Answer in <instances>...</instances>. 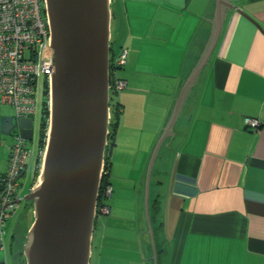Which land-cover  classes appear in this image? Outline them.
Wrapping results in <instances>:
<instances>
[{"label":"crops","instance_id":"0c3cea01","mask_svg":"<svg viewBox=\"0 0 264 264\" xmlns=\"http://www.w3.org/2000/svg\"><path fill=\"white\" fill-rule=\"evenodd\" d=\"M110 2L111 41L116 50H128L127 87L120 95L111 210L94 226L90 264H154L144 208L148 169L134 191L138 205L126 209L115 166L127 160L121 149L141 153L144 143L150 163L204 52L216 0ZM229 2L234 7L149 184V217L151 202L162 206L153 235L157 264H264V0ZM246 118L261 125L251 129ZM35 159L21 176L32 177L30 186L20 183L22 196L38 185ZM28 207L22 222L33 223ZM1 246L0 264H20L13 248Z\"/></svg>","mask_w":264,"mask_h":264},{"label":"water","instance_id":"95a60500","mask_svg":"<svg viewBox=\"0 0 264 264\" xmlns=\"http://www.w3.org/2000/svg\"><path fill=\"white\" fill-rule=\"evenodd\" d=\"M233 7L229 0H216L204 52L178 97L148 166L145 208L154 264L149 184L165 143L170 135L177 134L176 123L213 54L227 11ZM46 12L55 72L50 83L49 131L39 182L18 200L32 201L34 210L24 255L26 264H90L110 124L111 2L46 0ZM17 125L26 140L33 139L32 118L15 122L13 116L0 110L1 134H11Z\"/></svg>","mask_w":264,"mask_h":264},{"label":"built area","instance_id":"2783aa9c","mask_svg":"<svg viewBox=\"0 0 264 264\" xmlns=\"http://www.w3.org/2000/svg\"><path fill=\"white\" fill-rule=\"evenodd\" d=\"M50 43L46 0H0V105L13 107L15 122L21 118H32L37 107L38 87L46 82L50 86L55 72ZM126 58L127 51L124 50L116 59V65L125 64ZM112 65L115 66V60ZM124 86L126 82L123 81L110 82V121L115 90H121ZM245 121L251 129L261 125L257 119L246 118ZM12 132L14 141L9 147L8 170L1 178V234L4 233L5 224L20 207L19 178L31 154L19 125ZM110 193L109 187L106 194ZM107 211L108 208L102 209L103 213Z\"/></svg>","mask_w":264,"mask_h":264},{"label":"rangeland","instance_id":"374dc122","mask_svg":"<svg viewBox=\"0 0 264 264\" xmlns=\"http://www.w3.org/2000/svg\"><path fill=\"white\" fill-rule=\"evenodd\" d=\"M43 99H44L43 89H39L37 93L36 114H34V118H33L34 120L33 139L27 141L28 149L35 156L37 155V148L39 143V130H40V119H41V109H42ZM0 110L3 115L14 116V109L12 106L2 104L0 105ZM13 141H14L13 132L8 135H3L0 132V173L7 166L6 159L8 157V152H9L8 148L13 144ZM143 145L144 148L142 149L141 153H139V150L136 148H129L127 152L124 149H121L123 156H127V160L125 164L115 166L116 168L115 173L122 177V179H120L121 181L118 182V184L116 183L115 186L118 187L119 190L121 189L122 194L128 196L127 199L123 197V204L126 209H128L130 206L138 205L136 193L141 185L140 179L142 178L144 171L148 169L149 162H147L146 164L145 162L147 161L148 152L150 148L146 146V143H144ZM116 161L118 164L117 159ZM112 163L113 164L115 163V159L112 160ZM146 178H147V172H146ZM30 179H32L31 174L27 173L25 174V176L21 177L20 183H22L24 186H26L28 183V186H30L32 184V180ZM123 188L128 190H123ZM26 194L23 195V197L26 196ZM132 196L134 197V200ZM26 203L27 204L32 203L33 205L32 201L23 200L20 204L21 206L19 207V209H17L14 216L5 224L4 227L5 234L3 236V239L0 236V253L2 255L4 253V250L1 246L2 241L4 242V247L7 248V250H9L10 247L13 248L14 250L17 246V250L19 251V253L23 251L24 245L27 241V233L32 224L31 222L32 219L29 218L28 219L26 218L28 222H26L27 220L26 221L24 220V222H22L23 214L27 212L25 206ZM145 217H146V212H145ZM11 238H13V241Z\"/></svg>","mask_w":264,"mask_h":264},{"label":"trees","instance_id":"16d2710c","mask_svg":"<svg viewBox=\"0 0 264 264\" xmlns=\"http://www.w3.org/2000/svg\"><path fill=\"white\" fill-rule=\"evenodd\" d=\"M124 50L128 51L126 48H123V47L116 50L114 48L113 42L112 41L110 42V51H111L110 52V54H111L110 82L114 83L115 81H123V82H126V86H124L123 89H121V90H119V89L115 90V93H116L115 98H113V100L111 102L112 117H111V121L109 124V134H108V138H107L108 142H107V146H106V150H105V156H104V170H103V175H102L101 185H100V190H99L95 225H96V222L99 218H104V217L108 216L110 214V210H111V208L109 206V199L111 198L112 193H113V189H114V186H113V183L111 180L112 167H113L112 160H113V155H114L113 153H114V150L116 147V138H117V132H118L119 126H120V119H121V115H122L123 109H124L122 104L120 103V95L125 90V88L127 87V81L122 76V71L127 64V58H126V63L123 65H116V59H118V57L120 56V54ZM114 60H115V66L112 65V62ZM39 89H43L44 99L42 102V109H41L39 143H38V148H37V155L36 156L33 155V153L28 149L31 152V154L27 158L26 165L21 172V176L27 170V168L30 164V161L33 160L34 158H36L35 163H36L37 167L40 168L42 156H43L42 154L45 151V147H46V143H47V133H48V129H49V117H50V86H49L48 82H46L45 84H43V86H39L38 90ZM37 93H38V91H37ZM35 114H36V112H35ZM33 118H34V115L32 116V119ZM27 141L28 140H26V143H27ZM9 156H10V151L8 152V165H9ZM7 170H8V166H7ZM37 172H39V169H36V174H37ZM21 176L19 178V183L21 180ZM2 177H0V195L3 192V185L1 182ZM19 187H20V185H19ZM109 187L111 188L110 195L106 194V190ZM18 191H19V188H18ZM25 206H29L30 208L28 207V209H33L32 203L31 204L26 203ZM105 208H108V211L106 213L105 212L103 213L102 209H105ZM150 210H151L150 211V219H151L150 221H151V225H152V229H153V235L156 236L155 226H157V227L159 226L158 225V218L162 212V206H161V202L159 201V199H155L153 202H151ZM13 253H14V256L16 257V259L19 261L20 264H26V257L24 255V248H23V251H21L19 254L15 253V250H13ZM158 253H159V251H158Z\"/></svg>","mask_w":264,"mask_h":264},{"label":"clouds","instance_id":"9594fccd","mask_svg":"<svg viewBox=\"0 0 264 264\" xmlns=\"http://www.w3.org/2000/svg\"><path fill=\"white\" fill-rule=\"evenodd\" d=\"M13 130H14V129H13ZM13 130H12V131H13ZM11 133H12V132H11ZM47 135H48V133H47ZM45 149H46V147H45ZM44 153H45V151H44ZM44 153H43L42 161H41V169H42V163H43ZM20 195H21V194H20ZM21 197H23V196L21 195ZM21 197H20V198H21ZM18 203L21 204V202H18ZM20 206H21V205H20ZM13 216H14V215H13ZM13 216H12V217H13ZM4 234H5V230H4V233H3V234L0 233L1 238L3 237Z\"/></svg>","mask_w":264,"mask_h":264}]
</instances>
